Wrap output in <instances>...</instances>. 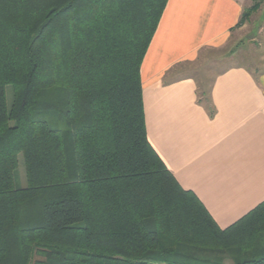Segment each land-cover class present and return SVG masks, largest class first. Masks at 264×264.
<instances>
[{
	"label": "trees",
	"instance_id": "trees-1",
	"mask_svg": "<svg viewBox=\"0 0 264 264\" xmlns=\"http://www.w3.org/2000/svg\"><path fill=\"white\" fill-rule=\"evenodd\" d=\"M166 3L0 0V264H264V201L221 229L148 143L139 71Z\"/></svg>",
	"mask_w": 264,
	"mask_h": 264
},
{
	"label": "crops",
	"instance_id": "crops-1",
	"mask_svg": "<svg viewBox=\"0 0 264 264\" xmlns=\"http://www.w3.org/2000/svg\"><path fill=\"white\" fill-rule=\"evenodd\" d=\"M250 6L167 0L139 71L148 143L221 229L264 201V2L257 10L259 70L230 66L206 90L179 69L204 50L230 44L243 51L251 20L237 24Z\"/></svg>",
	"mask_w": 264,
	"mask_h": 264
},
{
	"label": "rangeland",
	"instance_id": "rangeland-1",
	"mask_svg": "<svg viewBox=\"0 0 264 264\" xmlns=\"http://www.w3.org/2000/svg\"><path fill=\"white\" fill-rule=\"evenodd\" d=\"M260 14L261 12L256 11L251 15L250 19L248 20H251V22L249 23L250 26L248 27V31L250 30L251 33H247L246 38H244V42L242 44L247 42L245 43L247 47L244 48L243 51L238 50L239 48H235L233 45L230 44L220 49L204 50L202 51V53H200V55H198L195 61L180 67V69L178 68L181 75H190L194 77L198 84L208 90L212 83L213 77L218 72L227 69L230 66L236 64H243L254 68V70L256 71L259 70V68H261L262 66L261 48L257 47L258 43L260 42V36L257 32L261 23L259 19ZM249 44H251L250 47ZM11 99V89L10 87H7L6 101L8 105H10ZM65 149L67 154L69 172L70 174H72L74 165L71 156V146L69 138L65 139ZM15 184L18 188H22L25 186L24 169L21 158H19V165L16 170Z\"/></svg>",
	"mask_w": 264,
	"mask_h": 264
}]
</instances>
